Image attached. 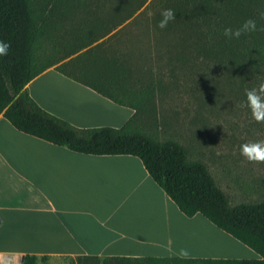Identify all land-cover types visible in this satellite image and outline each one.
<instances>
[{
	"label": "trees",
	"instance_id": "1",
	"mask_svg": "<svg viewBox=\"0 0 264 264\" xmlns=\"http://www.w3.org/2000/svg\"><path fill=\"white\" fill-rule=\"evenodd\" d=\"M147 0H0V41L9 43L0 56V115L20 132L87 156H134L151 178L188 218L201 214L218 229L255 251L260 259H118L152 264H264V200L232 206L208 167L191 161L174 140L159 142L141 129L153 116V100L162 83L138 73L117 51L97 68L90 59L115 31L145 11ZM176 19L161 34L157 45L176 42L182 52L192 48L201 70L214 73L228 90L247 104L246 89L264 83V0H167ZM146 7V8H145ZM145 8V9H144ZM257 21L255 32L229 40L226 27L240 28ZM69 36L85 52L83 60L63 62ZM129 22V23H128ZM154 32V27L152 29ZM63 34V35H61ZM66 36V37H65ZM174 36V40L171 38ZM181 46V47H180ZM66 59V58H65ZM98 60V59H97ZM183 61H187L186 57ZM73 78L117 105L131 108L134 116L122 128L78 129L46 112L30 96L27 86L49 68ZM153 110V109H152ZM26 257L23 264L33 263ZM82 260V259H81ZM97 260V259H84Z\"/></svg>",
	"mask_w": 264,
	"mask_h": 264
},
{
	"label": "crops",
	"instance_id": "2",
	"mask_svg": "<svg viewBox=\"0 0 264 264\" xmlns=\"http://www.w3.org/2000/svg\"><path fill=\"white\" fill-rule=\"evenodd\" d=\"M27 91L46 112L78 129H119L135 114L56 66ZM199 216L186 217L139 158L78 154L26 135L0 115V254L23 252L19 264L26 257L181 258L175 250L180 238L206 244L203 234L189 229ZM224 248L215 244L195 259H260L241 243Z\"/></svg>",
	"mask_w": 264,
	"mask_h": 264
},
{
	"label": "rangeland",
	"instance_id": "3",
	"mask_svg": "<svg viewBox=\"0 0 264 264\" xmlns=\"http://www.w3.org/2000/svg\"><path fill=\"white\" fill-rule=\"evenodd\" d=\"M166 1L147 0L148 8L141 11L139 17L130 21L128 26L110 34L89 64L97 68L103 64V59L119 51L125 55L124 61L132 62L136 72H145L146 79H151L155 84L162 83L152 102L153 110L150 112L153 116L142 120L141 129L159 142L174 140L180 143L186 149L189 160L205 164L232 206L263 201L264 162L249 161L241 155L240 146L264 141V122H257L246 102L228 90L223 82L212 80L213 72L209 70V73H205L201 70L192 48L186 49V54L183 53L182 47L180 46V50L173 39L174 36L171 37L174 42L156 44L161 37L155 31L162 19L161 12L171 8L165 5ZM75 23L76 21L68 22L67 32L64 33L70 46L68 52L58 54L63 62L83 60L79 56L85 51L78 47L82 42L73 46L74 41L69 36L70 31L74 30L70 24ZM185 57L186 62L183 61ZM198 219L189 229L203 234L206 244L202 247L198 245H202V242L191 245L193 238H180L175 250L181 258H205L204 252L215 244L223 245L226 248L224 253L229 252V246L236 247L240 244L202 216ZM28 264L152 263L43 258Z\"/></svg>",
	"mask_w": 264,
	"mask_h": 264
},
{
	"label": "clouds",
	"instance_id": "4",
	"mask_svg": "<svg viewBox=\"0 0 264 264\" xmlns=\"http://www.w3.org/2000/svg\"><path fill=\"white\" fill-rule=\"evenodd\" d=\"M162 19L159 22L160 28H166L169 22L176 19V14L173 9L166 8L161 12ZM257 30V21L248 19L240 28L233 30L231 27H226L223 30V35L229 40L240 38L244 33L255 32ZM9 43L0 41V56L8 54ZM247 106L251 109L253 118L257 122H264V83L259 85V88L253 87L246 89ZM241 155L249 161L264 162V141L249 142L240 146ZM23 252H13L0 254V264H19V257L23 256Z\"/></svg>",
	"mask_w": 264,
	"mask_h": 264
}]
</instances>
